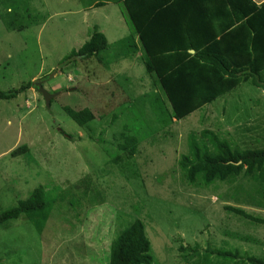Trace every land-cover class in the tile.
<instances>
[{
	"label": "rangeland",
	"instance_id": "1",
	"mask_svg": "<svg viewBox=\"0 0 264 264\" xmlns=\"http://www.w3.org/2000/svg\"><path fill=\"white\" fill-rule=\"evenodd\" d=\"M82 1L0 0V89L30 80L56 93L48 106L34 86L0 99V210L37 186L51 202L39 233L22 215L0 225V264H107L110 241L135 218L150 264L264 259V223L224 208L264 218L263 183L242 172L191 183L178 166L190 132L210 130L239 149L264 146V90L242 77L161 123L154 98L170 105L143 64L118 72L103 50L58 66L92 30L80 21ZM65 105L87 107L93 118L79 126ZM126 135L135 138L132 155L121 147Z\"/></svg>",
	"mask_w": 264,
	"mask_h": 264
},
{
	"label": "trees",
	"instance_id": "2",
	"mask_svg": "<svg viewBox=\"0 0 264 264\" xmlns=\"http://www.w3.org/2000/svg\"><path fill=\"white\" fill-rule=\"evenodd\" d=\"M123 2L131 22L136 28H140L138 20L142 19L141 22L151 24L160 11L174 5L176 0H123ZM219 5H228L239 12L236 20L238 23L233 27L235 29L226 30L233 25L232 21H228L224 22L219 31L223 35L243 31L246 58L242 61L228 54L227 47L222 49L220 45L222 41L215 39V36L204 44L190 46L194 50L192 54L187 53L186 48L172 46L167 50L174 51L161 56L150 51L145 43L147 60L144 61V68L155 78L156 84L170 105V109L167 110L159 98H154L157 117L161 123L182 118L200 104L232 88L242 77H247L251 85L264 90V3L256 5L252 0H219ZM138 7L143 8L139 18L134 12V8ZM137 31L140 34V29ZM140 39L143 42L141 34ZM106 47L105 36L94 27L88 39L76 49L71 48L57 64L62 67L75 58L96 56ZM178 48L182 51H176ZM232 51L233 49L229 48V52ZM33 86L34 82L28 80L16 87L0 89V99H13ZM62 109L79 126L93 118L87 107L74 110L65 105ZM134 143L135 138L126 135L122 138L121 147L128 155H132L135 152ZM186 147V152L179 157L178 166L188 182L199 180L206 185L215 180L230 182L242 172L263 183L264 191V146L239 149L225 138L204 129L200 131L199 136L193 132L188 133ZM50 207L51 202L43 187H34L26 197L17 199L15 204L0 210V225L22 215L39 233L47 220ZM224 208L252 222L264 223L263 217L250 215L238 207ZM179 248H183L182 243L179 244ZM245 259L247 264H264L263 258L252 255H247ZM151 261L149 240L144 233L142 222L135 218L110 241L107 264H150Z\"/></svg>",
	"mask_w": 264,
	"mask_h": 264
},
{
	"label": "crops",
	"instance_id": "3",
	"mask_svg": "<svg viewBox=\"0 0 264 264\" xmlns=\"http://www.w3.org/2000/svg\"><path fill=\"white\" fill-rule=\"evenodd\" d=\"M252 1L256 5L264 3V0ZM99 2L101 3L98 4ZM142 9L134 8L137 18ZM78 13L81 23L88 22L92 25L91 29L95 27L103 33L107 43L105 53L118 63L119 66L116 68L118 72H128L137 62L143 64L144 68V61L147 60L145 43L150 51L161 56L174 51L167 50L172 46L186 48V52L192 54L194 50L190 46L204 44L215 36V39L222 41L220 44L222 49L228 48H226L228 54L236 56L240 61L246 58L243 31L224 35L219 31L224 22L228 21H232L233 25L226 30L235 29L233 27L238 23L236 20L239 13L236 8L219 5V0H176L174 5L160 11L151 24L141 22L142 19L138 20L140 28H136L131 22L123 0H84ZM137 29H140L143 42ZM117 33L119 37L116 38L113 35ZM112 36L115 40L110 43L109 41L114 39ZM229 48L233 51L229 52ZM110 50H113L112 53ZM176 51L182 50L178 48ZM98 54L102 56L104 53Z\"/></svg>",
	"mask_w": 264,
	"mask_h": 264
},
{
	"label": "water",
	"instance_id": "4",
	"mask_svg": "<svg viewBox=\"0 0 264 264\" xmlns=\"http://www.w3.org/2000/svg\"><path fill=\"white\" fill-rule=\"evenodd\" d=\"M35 89L37 92L40 93V95L42 96L44 102H45V105L48 106L49 104V101L50 99L56 94L55 92L54 93H50L48 92L41 84L40 81L36 82L35 83Z\"/></svg>",
	"mask_w": 264,
	"mask_h": 264
}]
</instances>
